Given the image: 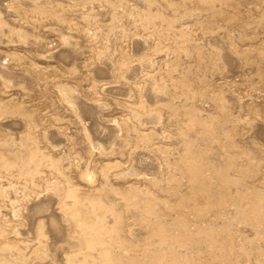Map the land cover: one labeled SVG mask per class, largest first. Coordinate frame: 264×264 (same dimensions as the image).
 I'll return each instance as SVG.
<instances>
[{
  "label": "rangeland",
  "instance_id": "rangeland-1",
  "mask_svg": "<svg viewBox=\"0 0 264 264\" xmlns=\"http://www.w3.org/2000/svg\"><path fill=\"white\" fill-rule=\"evenodd\" d=\"M0 264H264V0H0Z\"/></svg>",
  "mask_w": 264,
  "mask_h": 264
}]
</instances>
